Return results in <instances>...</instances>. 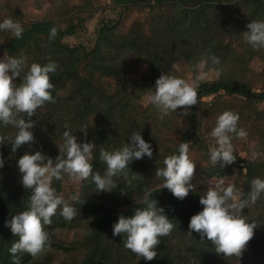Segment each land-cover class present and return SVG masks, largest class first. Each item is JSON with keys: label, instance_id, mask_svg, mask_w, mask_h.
<instances>
[{"label": "trees", "instance_id": "trees-1", "mask_svg": "<svg viewBox=\"0 0 264 264\" xmlns=\"http://www.w3.org/2000/svg\"><path fill=\"white\" fill-rule=\"evenodd\" d=\"M124 2L140 9H150L153 27L148 34L135 28L124 35L118 32L108 33L111 29H105L109 35L103 34L97 45L88 51L80 47L60 45V40L66 35L73 34L76 27L63 31L55 22L44 20L23 28L22 36L19 39L14 37L7 48L14 56L18 52V55H22L21 51L24 49L27 52L25 54H28L27 46L32 44L39 46L40 42L45 40L49 41L47 49L51 53L56 51L60 54L62 61L52 60L56 62L57 69L49 74L50 82L54 85L50 90L54 100L45 102L30 117L34 122L31 129L34 141L21 145L16 152L11 151L10 144L0 145V158L4 159V166L0 168V264H14L8 249L12 242L18 239L5 227L4 222L27 208L28 197L31 194L29 189L21 185L17 160L25 152L32 153L37 150L55 158L58 155V147L54 142L56 139L62 143V132L65 127L80 140L84 137L80 136L79 129L87 126L86 131L91 133V139L94 140L93 144L96 147L97 157L94 156L95 161L92 162L93 170L97 169L96 172L104 170L105 165L99 159V151L101 148L111 151L113 142L107 138L110 134L106 128L113 126L119 116L134 111L133 108L127 107L128 99L124 92L118 93L104 85V77H111L112 81L113 75H119L128 60L144 62L148 67L147 72L156 80L162 73L177 76L176 67L188 63L191 64L188 66V72L195 75L199 70L198 62L209 52L220 58L219 65L206 64L204 70L212 68L216 71L218 68V78L196 85L198 102L193 105L190 130L187 131L183 142H189L191 135L200 130L197 108L202 97L223 92L231 97H242L241 102L239 100L237 102L249 106L264 102V89L260 92L252 90L253 83H261L264 88V69L261 73L250 69V64L255 59H260L264 63V49H252L242 35L247 31L246 25L251 20H264V0H124ZM53 26L57 32L50 40L49 30ZM130 49H133L135 55L127 60L125 53ZM39 58H42L41 53ZM49 60L48 56H45L46 63ZM82 61L85 63L81 65ZM26 72L27 70L22 69L14 83L19 84ZM251 74L259 79L252 80L247 76ZM121 89H124V86L121 85ZM256 113L251 119L243 118L242 123L264 129L261 122L263 119L256 118ZM20 115L27 118L25 114ZM259 115L263 118L264 110ZM15 131L11 125H0V135L5 132L14 135ZM246 169L247 183L241 190L240 198H247L253 171L254 169L256 171L258 166L250 163ZM123 175H119V179ZM146 178L144 176L139 180L122 183L121 187L125 188L120 189L119 186L114 191L146 193ZM54 183L58 185L61 180L55 179ZM146 197L156 200L158 206L164 208L174 227L169 234L159 237L156 257L150 261L143 259L142 264H219L217 258L221 253L215 251L214 245L210 241L201 240L196 232H192L191 235L188 233L189 217L203 207L194 205L195 198L187 202L190 206H184L183 202L186 203L187 196L180 200L162 186L149 191ZM135 201L137 202L130 211L124 210V203L117 202L110 204L98 216H95L96 211L94 214L90 213L94 217L91 222L92 234L80 245L81 255L77 264H125L131 256H136L124 247L123 234L116 236L123 247L121 251L119 246L116 248L112 243H106L105 236L112 233V224L118 215H131L134 208L145 206V199ZM185 213L187 217L181 222ZM238 214L244 216L248 222H254L256 227L253 229L252 238L242 250L244 262L230 263L233 255L223 256V260H230L228 264H264V193L255 203L249 204ZM51 219L57 220L56 217ZM53 225H55L53 229L46 230L50 237L49 245L55 237L56 229H65L63 223L55 222ZM185 235H189L192 242V244L186 242L184 245L186 256L173 254L168 247L169 241ZM47 248L35 257L28 253H17L18 264H40ZM248 255L252 256L251 262H246Z\"/></svg>", "mask_w": 264, "mask_h": 264}, {"label": "clouds", "instance_id": "clouds-1", "mask_svg": "<svg viewBox=\"0 0 264 264\" xmlns=\"http://www.w3.org/2000/svg\"><path fill=\"white\" fill-rule=\"evenodd\" d=\"M247 31L242 33L243 39L252 49H264V20H251L246 25ZM0 31L10 32L19 39L24 31L18 20L6 17L0 20ZM57 29L49 30V39L55 37ZM25 57L8 56L0 59V125H11L16 131L9 137L0 135V145L10 144L11 151L23 144L34 141L31 129L34 122L30 119L45 102L53 101L54 85L50 82V73L57 69L55 61L49 60L41 65L32 63L19 84L14 83L20 75ZM206 64L219 65L220 58L209 52L198 62V67ZM219 73V69H216ZM206 73L198 71L193 82L183 78L162 73L155 80L154 87L149 89L147 102L158 110L159 118L163 119L180 108L187 115L188 106L197 104L198 94L196 81L203 79ZM25 114L27 118L21 116ZM238 113L225 110L215 120V125L209 135L214 138L215 146L208 150V157L213 165L224 167L235 161L232 138H244L247 132L238 128ZM87 126H82L81 132L87 136ZM189 142H179L177 151L163 159V167L155 169V175L161 179L162 188L180 200H183L194 188L191 183L196 164L189 158ZM95 145L84 139L78 140L72 131L65 127L62 132V143L58 146L55 158L45 155L42 151L25 152L17 160L16 166L20 173L21 185L30 190L28 206L25 210L12 215L5 220V227L18 237L8 249L14 264H18L17 253H28L37 256L50 244L45 225L51 224V217L60 206V215L71 220L76 215V209L57 194L52 186L53 179L62 180L67 174L75 181L87 180L89 177L95 184L97 192H111L117 187L114 177L128 168L134 160L147 156L152 157L153 149L150 142L142 138L141 132H133L128 142L111 151L101 148L99 159L104 163L103 175L93 171L90 162ZM4 159L0 158V168ZM247 198L238 199L239 190L232 183L225 186L224 177H217L215 186L209 187L200 197L202 209L193 214L188 223V233H198L201 240L210 241L217 253L224 256L239 257L246 243L253 236L254 222H248L238 213L249 204L255 203L264 193V179L259 177L251 180ZM79 200V195L70 198ZM174 225L165 214L164 208L158 206L154 199L145 197V206L136 207L131 215L120 214L112 224V235L123 234L124 247L137 257L146 261L156 257V245L159 237L170 233Z\"/></svg>", "mask_w": 264, "mask_h": 264}, {"label": "rangeland", "instance_id": "rangeland-1", "mask_svg": "<svg viewBox=\"0 0 264 264\" xmlns=\"http://www.w3.org/2000/svg\"><path fill=\"white\" fill-rule=\"evenodd\" d=\"M146 4L148 3L146 2ZM150 13L149 8L140 9L125 3L124 0H0V20L11 17L18 20L23 28H27L29 24L34 22L44 20L55 22L63 31L74 26L76 31L71 35L64 36L59 42L60 45L72 48L80 47V49L88 51L97 45L103 34L118 32L124 35L132 28L140 29L142 33L148 34L151 27H153V23L150 21ZM105 29H111V31L106 33ZM13 39L14 36L10 32L0 31V59L14 56L7 50ZM47 45H49V41L42 40L39 46L36 44L27 46L28 54H25L27 52L24 49L21 51L23 52L22 55H18V52L14 57L24 56L26 58L22 67L25 70H28L34 62L41 65L45 64V56H48L50 60L61 62V55L56 51L51 53L47 49ZM40 53L42 58H39ZM121 53L124 56V53ZM125 54L127 60L135 55L133 49L128 50ZM84 63L82 61L81 65ZM189 65L191 64H181L176 69L177 76L191 83L198 72L195 75L188 72ZM206 67L207 65L203 68L198 67V71H203L206 75L203 79L196 81V85L218 78L219 74L212 68L204 71ZM250 69L261 73L264 69V63L260 59H255L251 62ZM147 71L148 67L144 62L131 59L127 61L119 75H113L114 79L112 81L111 77H104V85L110 87L113 91H118V93L124 92L128 99L127 107L134 109L130 114L119 116L113 126L106 128V131L110 134L107 135V138L113 140L110 148L113 150L120 147L123 143L128 142V138L133 132H141L142 138L150 142L153 149L151 158L145 156L142 159L134 160L120 174L125 173L122 178L120 177L121 179L119 177H114V179L117 181V187L120 186V189H124L125 187H121L122 183L132 182L135 179L139 180V178L146 176L145 186L147 192H133L132 194L121 191L115 193L114 190L111 192H97L90 177L87 180L75 181L64 174L61 183L58 185L54 183L55 179H53L52 186L64 200L74 206L76 215L70 221L66 220L59 214L60 206H58L56 214L53 216L57 220L53 221L51 219V224L45 225L44 228L48 231V229L55 227L53 225L55 222H59L63 223L65 229H56L54 232L55 237L51 241V245L45 250L46 253L40 264H77L81 255L80 245H82L85 238H89L92 234L91 222L94 217L90 214L91 212L94 214L96 211L95 216H98L110 204H116L117 202L124 203V210L130 211L137 202L135 200H144L149 191L162 186L161 179L155 175V169L163 167L164 157L173 154L178 148V143L184 141L187 131L190 130V116L194 107L193 105L188 106L187 115L182 114L181 109L178 108L176 113L172 112L160 119L158 110L147 102L149 89L153 88L155 84L154 78ZM253 74L247 76L252 80H258L259 78ZM121 85L124 86V89H121ZM263 89L261 83H253L252 85V90L255 92H260ZM237 100L241 102L242 97H231L223 92L200 98L201 102L197 108L198 117L200 118V130L196 131V134H199L191 135L189 140V158L196 164L191 181L194 188L189 191L186 203L183 202L184 206H190L187 202L193 200V198L196 199L194 205H200V197L209 187L215 186L216 178L221 176L224 177L225 186L229 183L236 186L239 190L237 198L240 199L241 190L247 183L248 170L246 166L250 163L258 166V169L253 171L252 179L264 178V129H257L253 124L247 126L242 123L243 118L251 119L257 112L255 117L263 119L261 122L264 124V117L262 118L259 115L264 110V102L249 106L238 103ZM225 110L238 113L237 126L238 128H244L247 136L238 138L233 134L231 142L236 159L231 164L221 167L219 163L213 165L209 160L208 150L210 147L215 146L214 138L209 133L215 125L216 117ZM79 134L84 137L81 128ZM6 135L11 137L13 134L8 133ZM91 137V133L87 132V136L83 139L93 143L94 140ZM60 144L61 141L55 139L54 145L58 147ZM95 150L96 147L92 149L91 163L95 161ZM57 151L59 150L57 149ZM93 171H97V169ZM99 173L103 175L104 170H99ZM74 194L79 195V200L73 201L70 199ZM186 217L187 214L185 213L181 222ZM105 236L106 243H112L116 248L119 246L120 251L123 250L116 236H113L112 233ZM186 242L192 244L189 235L177 236L169 241L168 247L173 254L183 257L186 256L184 248ZM223 256V254H219L218 263L221 264L220 261H222L223 264H228L230 260H223ZM248 256L246 262H251L250 257L252 256ZM142 262L143 258L131 256L130 259L125 261V264H142ZM235 262H244L242 261V254L239 257L233 255L230 263Z\"/></svg>", "mask_w": 264, "mask_h": 264}]
</instances>
